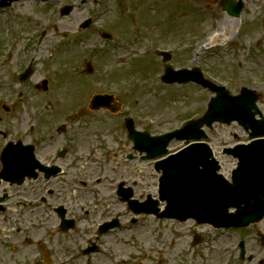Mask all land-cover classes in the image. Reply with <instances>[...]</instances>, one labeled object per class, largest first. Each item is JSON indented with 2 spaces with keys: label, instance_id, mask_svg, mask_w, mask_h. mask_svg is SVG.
Wrapping results in <instances>:
<instances>
[{
  "label": "rangeland",
  "instance_id": "1",
  "mask_svg": "<svg viewBox=\"0 0 264 264\" xmlns=\"http://www.w3.org/2000/svg\"><path fill=\"white\" fill-rule=\"evenodd\" d=\"M123 1L130 9L126 10L129 14H118L116 9L111 10L113 0L102 2L103 5L99 6L91 1L82 4L81 0H48L46 3L22 0L16 3L14 11L11 12V19L0 13V81L3 83L0 97L6 98V102H11L14 94L18 96L21 89L27 88L33 94L35 111L42 115L41 120L50 133L56 132L60 125H68L69 129L77 126L80 130L78 136L86 145L96 139L97 134L108 133L113 126L112 118L105 111L94 113L89 109V105L84 106L85 102L76 104L72 101L68 102L71 104L55 109L56 104L45 100L47 95L53 97L54 90L52 91L51 86L47 89L51 91L49 93L36 88V85L43 87L45 79L50 76L48 63H52L57 69L56 78H59L60 89L55 96L58 95L62 101L72 98L82 102L85 94L88 100L95 92L91 89V83L101 82L95 80L101 79L106 82L104 85L121 87V81L125 82L138 75L132 88L121 87L122 94L117 99L128 106L126 111L134 115L140 128L154 133L173 129L189 118L201 116L206 112L209 100L213 97V93L193 84H164L161 75L168 65L174 68L200 66L207 75L226 85L233 94L238 93L242 86L254 88L261 95L259 106L264 110V0H249L244 14L241 44L246 43L250 48L240 45L237 41L240 26L237 24L232 27L228 23L224 29L227 37L234 39L226 41L227 44L220 41L217 46L201 54L196 52L197 47L217 28L215 13H219L221 18L222 12L216 7L217 0ZM149 2L159 4V8L150 7ZM67 5H75L74 10L67 16L61 15V9ZM106 8L109 10L106 11ZM101 12H104L103 17L101 19L99 16L101 21H98L97 27L103 22L111 25L114 30L125 31L123 37L126 42L123 47L111 48L110 43L107 45L102 42L96 29L78 31L81 22L89 16L98 17ZM25 15L28 17L27 21L24 19ZM13 31L17 36L10 40ZM43 31H46L47 35L41 44H37ZM66 31L78 32L73 38L75 40L65 39ZM118 33L119 36L122 35L121 32ZM37 46L40 49L36 51ZM156 49L168 50L171 53L170 61L166 62L156 54ZM50 51H54L53 58H49ZM34 52H38L36 58H32ZM252 52L256 55L257 64H254ZM11 53L13 56L8 60ZM118 57H124L120 61H125V65L118 61ZM32 59V77L26 84L19 82L16 73ZM86 61L92 62L95 71L92 75L85 72ZM101 66L107 67L111 73L108 76H100L98 68ZM251 73L253 81L250 79ZM86 82L88 90L83 94L82 84ZM17 104L22 110L25 109L22 103ZM88 119L92 122L89 123ZM24 122L18 126L19 134L23 137L27 130ZM208 133V142L217 153L222 165L221 171L229 175L235 161L221 150L224 146L235 144L238 139H235L234 134L240 135L242 139H245V134L236 123H216ZM178 145L179 143L172 145V149ZM129 150L131 151L130 145ZM133 165L136 166L130 168L133 171L130 173L131 180L139 181L138 192L145 190V193H156L157 179L152 175V167L147 166L146 162L144 165L138 164L137 161H134ZM25 219L26 216L20 223V227L26 226L25 232L18 233L16 230L15 233L12 229L11 240L18 244V249H23L21 246H24L23 240L28 234L29 223ZM172 226L170 223L160 224L148 218L144 225H138L128 231L124 241H116L113 237L116 253L107 259L97 255L94 264H119L121 260L124 264H155L152 244L156 245L160 238L167 244ZM259 226L264 228V222ZM231 243L227 235L223 236L214 247L216 256L225 257ZM27 249L24 257L30 258L32 246ZM175 252L176 248L168 246L169 256L172 253L173 256ZM24 261L23 259L21 264ZM252 262L259 264L255 260Z\"/></svg>",
  "mask_w": 264,
  "mask_h": 264
},
{
  "label": "flooded vegetation",
  "instance_id": "2",
  "mask_svg": "<svg viewBox=\"0 0 264 264\" xmlns=\"http://www.w3.org/2000/svg\"><path fill=\"white\" fill-rule=\"evenodd\" d=\"M21 103L26 112L22 114L17 104L20 113L16 114V104L8 105L0 98V172L6 163L2 153L8 144H12L9 165L16 166L19 139L34 146L42 169L37 178H26L22 184L0 178V264H21L23 259V264H91L95 255L103 253L101 256L107 259L111 248L116 253L113 237L124 241L128 231L144 225L148 218L173 225L166 245L176 248V252L168 259L158 252L155 264H254V260L264 264V228L259 226L264 219L247 227L226 229L195 219H160L131 210L130 196L143 201L150 193H139V181L131 180L130 168L136 166L133 162L143 164L144 156L134 151L124 111L104 110L112 118V128L86 145L78 136L77 126L69 129L68 125H60L50 133L34 103L26 98ZM58 107L61 105L57 99L55 109ZM18 121H25V137L17 134ZM25 216L28 234L23 249H18L11 240L12 229L15 233L25 232L26 226L20 227ZM225 235L231 247L225 257L216 256L214 247ZM242 244L245 257L241 256ZM28 246L33 252L25 258Z\"/></svg>",
  "mask_w": 264,
  "mask_h": 264
},
{
  "label": "water",
  "instance_id": "3",
  "mask_svg": "<svg viewBox=\"0 0 264 264\" xmlns=\"http://www.w3.org/2000/svg\"><path fill=\"white\" fill-rule=\"evenodd\" d=\"M68 12L69 10L66 11ZM169 73V75L189 74L187 71L178 73L172 70H169ZM169 75L166 80L173 81ZM193 78L210 86L218 95L212 99L210 109L202 120L189 124L180 132L157 138V141L160 140L161 152L174 136L187 140L201 138L200 132L198 134L193 132L199 131V127L204 123L212 126L214 121L230 123L238 120L245 125L248 120L255 121L251 107L255 106L256 97L250 91L244 89L242 95L232 97L225 88L214 87L203 81L199 75ZM184 80L188 81L189 78ZM199 146H201L199 143L193 144L189 147L191 151L184 150L166 160L168 164L165 168L166 175L163 177L162 193L169 196L185 194L193 198H200L201 194L204 197L201 198L204 208L214 212L204 219L211 220L218 226L246 225L262 218L264 216V140L237 151L241 156V165L240 169L234 172V184L228 183L222 175L216 173L219 166L216 160L210 159L212 157L210 147L206 144H203L202 148ZM235 151L231 153L235 154ZM200 165L204 167L202 171L199 169ZM177 171L184 174L175 178ZM239 182H243L242 188H238ZM242 203L246 206L240 208ZM231 206H238L241 211L229 214L228 208Z\"/></svg>",
  "mask_w": 264,
  "mask_h": 264
},
{
  "label": "bare ground",
  "instance_id": "4",
  "mask_svg": "<svg viewBox=\"0 0 264 264\" xmlns=\"http://www.w3.org/2000/svg\"><path fill=\"white\" fill-rule=\"evenodd\" d=\"M230 19H231V18H230ZM218 20H219V19H218ZM232 20L236 21V19H232ZM230 22H231V21H230ZM219 35L221 36V34H219ZM219 35H218V36H219ZM218 36H217V35H216V36L214 35L211 39H209V41H210V42H211L212 40H215V41H216V39L218 38ZM211 43H212V42H211ZM209 44H210V43L208 42L207 45H209Z\"/></svg>",
  "mask_w": 264,
  "mask_h": 264
}]
</instances>
